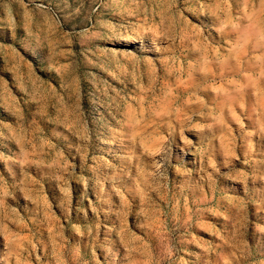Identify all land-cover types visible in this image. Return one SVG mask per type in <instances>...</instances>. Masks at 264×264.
I'll list each match as a JSON object with an SVG mask.
<instances>
[{
    "label": "rangeland",
    "instance_id": "obj_1",
    "mask_svg": "<svg viewBox=\"0 0 264 264\" xmlns=\"http://www.w3.org/2000/svg\"><path fill=\"white\" fill-rule=\"evenodd\" d=\"M0 264H264V0H0Z\"/></svg>",
    "mask_w": 264,
    "mask_h": 264
}]
</instances>
